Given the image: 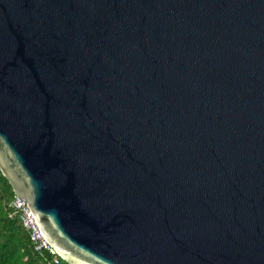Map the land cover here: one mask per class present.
<instances>
[{"label":"water","instance_id":"obj_1","mask_svg":"<svg viewBox=\"0 0 264 264\" xmlns=\"http://www.w3.org/2000/svg\"><path fill=\"white\" fill-rule=\"evenodd\" d=\"M0 171L68 264H264V0H0Z\"/></svg>","mask_w":264,"mask_h":264},{"label":"trees","instance_id":"obj_2","mask_svg":"<svg viewBox=\"0 0 264 264\" xmlns=\"http://www.w3.org/2000/svg\"><path fill=\"white\" fill-rule=\"evenodd\" d=\"M15 193L0 171V264H50L52 255L34 251L28 232L10 203ZM59 264H68L60 260Z\"/></svg>","mask_w":264,"mask_h":264},{"label":"built area","instance_id":"obj_3","mask_svg":"<svg viewBox=\"0 0 264 264\" xmlns=\"http://www.w3.org/2000/svg\"><path fill=\"white\" fill-rule=\"evenodd\" d=\"M10 206L14 210V213L19 215L23 227L29 234L34 251L40 254L43 251L49 252L52 255L50 264H59L61 258L42 235L27 201L20 195L15 194Z\"/></svg>","mask_w":264,"mask_h":264}]
</instances>
